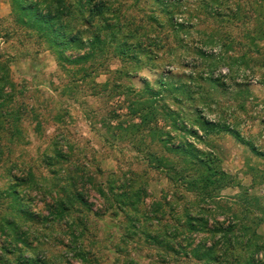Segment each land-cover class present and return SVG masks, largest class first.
Returning <instances> with one entry per match:
<instances>
[{"label": "rangeland", "instance_id": "rangeland-1", "mask_svg": "<svg viewBox=\"0 0 264 264\" xmlns=\"http://www.w3.org/2000/svg\"><path fill=\"white\" fill-rule=\"evenodd\" d=\"M81 1L0 0V215L11 205L0 221V264L208 263L190 250H214L222 232L195 233L183 247L191 254L176 255L146 237L161 224L145 230L140 221L149 219L108 206L100 182L107 188L112 174L130 177L123 175L130 168L154 198L179 191L194 199L191 179L218 180L222 172L219 182L242 180L238 200L212 199L228 213L215 220L245 233L229 246L230 259L243 262L252 243L264 244V0H95L105 19L95 17L93 27L83 24ZM35 13L55 18L54 28ZM83 168L89 180L70 185ZM252 170H259L253 187ZM62 187L79 190L86 204L73 201L69 223H31L48 238L35 239L21 214L49 215ZM12 189L17 201L4 197ZM184 203L173 220H184ZM181 240L170 243L178 248ZM262 247L252 264H264ZM218 260L209 263L231 264Z\"/></svg>", "mask_w": 264, "mask_h": 264}, {"label": "trees", "instance_id": "trees-1", "mask_svg": "<svg viewBox=\"0 0 264 264\" xmlns=\"http://www.w3.org/2000/svg\"><path fill=\"white\" fill-rule=\"evenodd\" d=\"M19 1L21 2L22 6L27 4L26 0H19ZM27 9L33 10L31 9V7ZM72 12L73 11L71 12L69 11L70 14ZM78 13L80 15L82 14L83 24L86 25L87 27L94 26L95 17H100V19H105L103 6L100 4V2L97 3L95 0L81 1V4H79ZM35 17H37L38 21L44 22V23H46L47 20L50 19V21H52L50 23L53 28L57 23V22L55 23V18L54 20L52 17L46 18L43 15H41V13L39 14L35 13ZM60 28L61 26H58L57 30H59ZM74 38L76 37H72L71 40L73 41ZM90 39L92 40V42L95 41L96 39H98V34L94 33L93 35H90ZM173 128L175 130L179 128H182L183 130H185L186 126L184 123L182 125H179L178 127L175 121ZM230 128L231 127L227 126L225 127L224 130L228 132H232ZM186 130L189 132V135L193 137L199 136L194 129H186ZM169 137L170 139H173L171 136ZM175 146L176 147L180 146L183 152H186V150L190 149V148L186 149L182 147L183 145L181 144H176ZM190 150L192 151V149ZM0 154H1V151H0ZM128 170L129 171L127 173H123V175L129 174L131 175L130 177H127L126 175H124L123 177L122 176L118 177L112 174L113 177L111 176L110 178L106 180V186L108 185L107 188H102L104 184L100 182V185L102 187L98 188V193H100V195L104 197L109 207L116 208L117 210L121 212L122 210L127 208L126 212H129V214H131V217H132L131 219H133L134 221L136 218L141 217V216H144L146 219H149L144 224H142V220L140 221V225L145 230L150 229V228L156 229L157 228L156 225L161 224L159 225V228H161L162 230L159 231V228H158V230H156L155 232L147 231L148 233L146 237L148 239H151L153 242H156L162 245L164 247L165 252H167V250H170L176 255L180 254V252L183 251V247L187 246V244H190V241L193 239L192 235L195 233H201V232L202 234L206 233L207 235L208 234L213 235V234H216L217 232H220V233L222 232L224 235L223 237L224 244L219 245V246L217 245L214 250L211 247H206L205 251H199V247L201 245L199 246L196 245L190 250L193 253V255L196 256L197 259H202L204 257L207 258L208 263L210 259H212L213 261L214 260L219 261L218 258L220 255H222L224 257V260H226L227 262H230L231 264H252L254 253L258 252L260 249H263L262 247L264 246L263 240H257L255 243H252V246L248 247L245 255L244 254L242 255V257L247 258L243 260V262L241 259H238V258L230 259L231 256H229V248H230L229 246L232 245L231 241H233L237 237L239 238L244 237L245 233L242 232L237 235L233 231V224H230L228 227H223L222 222L215 220L216 215L218 214H222V213H224V215L228 214L227 210L225 208H222V205H220L219 201L217 202L215 199H212L215 196L213 194L216 193L218 184L222 183V182H219L218 180H222L221 178L225 176V173H223L222 171H221L222 177L219 176L218 180L214 179L211 181H207L203 179H196V180L191 179L192 183H190L189 186L191 188H195L198 194H201V195L195 197L194 199H187L184 196V193L179 192V191H175L173 193L172 191H169L167 195L163 194L159 198H154L150 195V192L147 188L148 183L146 180L143 179V176L141 177L140 175L136 174L134 169L130 168ZM88 172L89 171L86 168H83L81 173H79L76 178L72 177L74 179L73 180L74 182L72 180L69 181V183H71L70 185L72 184L75 185L77 180H84V182H86V180L89 177ZM14 177L15 175L13 174L12 178ZM229 182L230 181H225L224 183H229ZM46 189H48L50 192L52 191L53 187L46 188ZM71 192L69 191L67 187H62L61 191L57 192L58 198L57 200H55V203H56L55 209L54 211H52L51 209H53V207L51 206L49 213H48L49 215L39 214L32 210L24 211L25 216L21 214V218L23 219V223L21 225H24L26 228H28V230H30L34 234L35 239L42 240V238H47L44 235L42 238H40L39 232L38 231L36 232L34 227L31 228V225L32 224L49 225L51 224V222H55V221L65 222V223L71 222L69 219L71 210L69 208H72L73 201H80L86 204V202L83 200V194H81L79 190L71 191ZM16 193H17V190L12 189L9 194L4 193V197H9V195H12L11 199L14 201H17ZM147 197L150 198V201L148 203L149 206L147 208L142 209L141 206L147 202L145 200ZM180 201L185 202L183 205V212L182 214L180 212L181 215L178 216V217H182V216L184 217L183 218L184 220L182 222H181V218H178L176 220L172 219V217H174V213H176L175 206ZM164 205L168 206V209H169L168 213L166 210H164L163 208ZM10 208H11V205L3 209L4 213L0 215V221H3L5 219V216L9 214V212H11ZM15 208H16V211L20 213L19 207L15 206ZM117 210L116 211L114 210L113 213L116 214ZM209 220H212V223L216 224V226L212 225V223H210ZM7 221L10 222V224H13L15 228L18 227L17 219L15 218L14 215H12V218L8 219ZM178 222H181V223H178ZM137 226L139 227V224H137ZM22 233H25V231ZM177 235L182 237V240L176 243L178 248L172 244L173 242L170 243L171 238L174 236L177 237ZM17 237H19L18 240L21 241L22 244L27 243L25 238H22L19 235H17ZM186 239L188 240V243L182 246V241L183 240L186 241ZM242 240H243L242 242H244L243 238ZM237 241L238 239L236 240V242ZM226 242H228V245L225 244ZM218 247L222 251L219 250L218 252L216 250ZM186 252L187 251H183V254H187ZM191 252L190 253L188 252V254H191ZM21 256H23L22 253L19 254L18 261L21 259L20 258ZM23 258L25 259L26 256H23ZM37 261H39V259H35V264H37ZM160 261L163 262L162 264H168V260H166L165 257H161ZM25 262L26 264H33V259H30V258L26 259ZM42 262L44 261L41 260L40 264ZM209 264H214V263H209Z\"/></svg>", "mask_w": 264, "mask_h": 264}, {"label": "crops", "instance_id": "crops-1", "mask_svg": "<svg viewBox=\"0 0 264 264\" xmlns=\"http://www.w3.org/2000/svg\"><path fill=\"white\" fill-rule=\"evenodd\" d=\"M166 128H168L167 126H166ZM197 133H199L198 132V130L196 131ZM173 133H174V131H170V132H168V134L170 135V136H172L173 135ZM200 134V133H199ZM189 137H191V135L189 136ZM189 137H187L186 138V141L188 142V143H190V144H192L190 141H189ZM259 152H262V151H259ZM256 153V155H258V152L256 151L255 152ZM234 154V153H233ZM254 157H256V156H254ZM223 163L224 162H221L220 164H222L221 166H223ZM221 169L223 170L224 169V167H221ZM255 169H257V166L255 167ZM252 171H254V170H252ZM259 172V170H255L253 173L254 174H252L251 175V181H250V183H249V186H251V187H253V186H257V181H255L254 182V179H255V175L257 174ZM240 173V172H239ZM236 175V174H235ZM237 177H235L234 179H232V180H229L230 182L229 183H224V182H222V183H220V184H218V188L216 189V193H215V196H214V198H216V199H222L223 198V201L224 202H228L229 203V201L231 200V201H236V200H238V198H240V193H238V192H241V191H239L240 189H242L243 190V187H242V185H241V182H242V180L240 181L239 179H236ZM264 183H262L261 185H263ZM185 185H186V183H185ZM248 186V190L251 192V187H249ZM186 190V192H189L188 191V189L186 188L185 189ZM264 190V189H263ZM228 191H230V194H232L231 196H226V195H228V193H226V192H228ZM246 192V191H245ZM249 192V193H250ZM247 193V192H246ZM201 195V194H200ZM244 197H245V195H244ZM248 206H249V204H248Z\"/></svg>", "mask_w": 264, "mask_h": 264}, {"label": "built area", "instance_id": "built-area-1", "mask_svg": "<svg viewBox=\"0 0 264 264\" xmlns=\"http://www.w3.org/2000/svg\"><path fill=\"white\" fill-rule=\"evenodd\" d=\"M191 138H193V136H192ZM189 141H191V142H192V139H189Z\"/></svg>", "mask_w": 264, "mask_h": 264}]
</instances>
